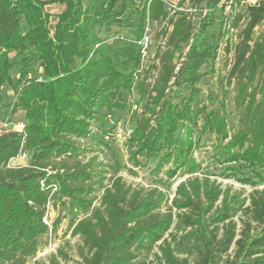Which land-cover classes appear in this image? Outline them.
<instances>
[{
	"label": "trees",
	"instance_id": "obj_1",
	"mask_svg": "<svg viewBox=\"0 0 264 264\" xmlns=\"http://www.w3.org/2000/svg\"><path fill=\"white\" fill-rule=\"evenodd\" d=\"M231 1L232 16L225 11ZM242 1L0 0V105L10 87L9 115L23 112L26 125L0 135V264H27L36 256L52 200L82 241L78 264H264V189L241 199L207 179H190L177 189L179 233L170 234L172 208L162 212L167 195L133 189L119 176L118 161L108 166L82 144L104 111L124 110L137 93L130 161L156 162V173L165 171L168 179L196 173L193 152L201 138L228 137L225 117L202 105V85L213 77L224 44L234 57L228 81L235 80L241 123L225 148L226 163L237 166L225 175L263 185L264 38L255 40L254 33L264 23V0ZM167 2L179 10L171 13ZM244 5L248 22L238 34ZM147 29L154 58L145 70L140 42ZM23 154L29 165L11 166ZM246 172L257 181L238 177ZM240 215L246 217L241 229ZM59 257L67 259L59 250L51 264H60Z\"/></svg>",
	"mask_w": 264,
	"mask_h": 264
},
{
	"label": "rangeland",
	"instance_id": "obj_2",
	"mask_svg": "<svg viewBox=\"0 0 264 264\" xmlns=\"http://www.w3.org/2000/svg\"><path fill=\"white\" fill-rule=\"evenodd\" d=\"M178 0H176V3ZM252 2L251 0L248 1ZM178 7V5H177ZM168 11L173 13L175 9ZM184 8H189V3L184 5ZM49 10H55L49 8ZM241 12L244 16L243 21L239 24L238 34L245 28L248 22V13L246 6L241 8ZM52 24V23H51ZM160 25L153 27V35L160 29ZM152 29V28H151ZM228 35L226 39L231 40ZM264 38V23L255 29L254 39ZM237 39H232V46L237 42ZM225 45L220 47L217 63L215 66V73L206 83L202 85L203 89V103L208 109H214L218 111L221 116L226 120V132L228 137L223 139L222 136H218L216 133L204 135L197 147L193 152V158L199 169L194 174H178L173 179H168L165 175V171L156 173V162L148 161L145 157H139L140 164L136 166L130 161V149H131V135L136 126L135 111L138 110L135 104L138 94L134 96L126 103L124 110L115 111L114 115H108L107 111H104V115L98 117V120L92 123L90 134L87 139L82 141L85 149L95 152L99 156L100 161L105 162L108 166H115L118 161L121 166L119 176L123 178L127 185L133 189L144 188L145 190H153L157 188L161 192L165 193L168 197L167 205L162 209L163 213L170 212L174 215L175 223L170 231V234L179 233L176 230L177 218L176 214L178 209L174 206L173 202L176 198L177 189L182 184L190 179L199 178L201 182L209 180L211 183H215L220 186L223 191L229 190L231 196L240 195L241 199H248L256 188L264 189V184L258 187L251 185H245L238 181L234 177H227V169L230 166H237L235 163H226L225 148L232 141L236 133L241 128L240 117L236 107V86L235 80L229 83V73L233 65V53H228L224 50ZM151 59L147 60L144 64V69L147 70L151 65ZM144 70V71H145ZM15 77V75L13 74ZM3 102L0 105V122L7 119L14 123L24 121V113L19 111L13 117L10 116L12 104L14 103V92L10 87H4L3 90ZM212 97V99H211ZM141 111H138V114ZM108 115V116H107ZM202 118L198 121V127L194 133V139L197 140L199 136V129L202 127ZM107 132V133H106ZM30 163V156H22L18 158L15 163H11L13 167L27 166ZM111 171V170H110ZM112 171L108 175V178L112 176ZM229 174V173H228ZM264 174V173H263ZM251 177L254 181H257L253 173L246 172L245 175L238 174L239 178ZM105 184H109L106 181ZM103 190H99L95 194L94 206H99ZM66 212L59 205H55L52 200L47 208L46 217L44 223L48 227V233L44 235L40 240V248L36 256L30 259L27 264H51L50 258L54 254H58L61 250L63 254L67 256V259L59 257L60 264H78L81 261L79 255V248L82 245V241L78 236L72 235V229H69L68 216H65ZM62 217V219H60ZM84 217L81 215L80 218ZM57 228L55 224L58 220ZM242 220H246V217L240 215L235 218V222L238 224L239 229L242 227ZM182 233H180L181 236ZM170 240V235L167 236ZM157 251V250H156ZM150 260L153 256H149Z\"/></svg>",
	"mask_w": 264,
	"mask_h": 264
},
{
	"label": "built area",
	"instance_id": "obj_3",
	"mask_svg": "<svg viewBox=\"0 0 264 264\" xmlns=\"http://www.w3.org/2000/svg\"><path fill=\"white\" fill-rule=\"evenodd\" d=\"M250 0H245L242 1V4H244L245 2L248 4H252L255 5L256 4V0H251L252 2H248ZM170 7V9H175V11L179 10V8L177 7V4L175 2H167V7ZM226 9V14L232 16L235 8H237V4L234 1H231L228 5L225 6ZM174 12V11H172ZM228 30L230 31V34H235V30L233 29L231 23L228 25ZM150 30L147 29L141 42L140 45L142 46V69H144V64L145 62H147V60H150L154 58V54L150 55V52H152L151 46H152V40H151V35H150ZM158 63V62H157ZM25 123L19 122V123H14L11 120L7 119L5 121L0 122V135L2 134H6V133H11L14 131H19L22 132L25 129ZM26 157L27 154H23L20 157ZM19 157V158H20Z\"/></svg>",
	"mask_w": 264,
	"mask_h": 264
},
{
	"label": "crops",
	"instance_id": "obj_4",
	"mask_svg": "<svg viewBox=\"0 0 264 264\" xmlns=\"http://www.w3.org/2000/svg\"><path fill=\"white\" fill-rule=\"evenodd\" d=\"M51 12H52L53 14H55V13H59L60 11H59V10H57V9H55V10H52ZM17 160H18V158H17V159H14V160H12V161H11V163H15Z\"/></svg>",
	"mask_w": 264,
	"mask_h": 264
}]
</instances>
